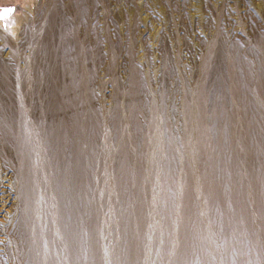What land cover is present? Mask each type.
<instances>
[{
	"label": "rangeland",
	"instance_id": "374dc122",
	"mask_svg": "<svg viewBox=\"0 0 264 264\" xmlns=\"http://www.w3.org/2000/svg\"><path fill=\"white\" fill-rule=\"evenodd\" d=\"M4 8L15 11L0 32L15 47L0 52V128L20 167L27 161L34 195L20 218L0 167L1 255L18 213L6 264H21L23 251L32 264H110L135 203L146 236L140 264L170 261L161 228L168 219L180 228L184 209V264H264V0H0ZM10 67L18 90L2 84ZM111 168L125 174L126 198Z\"/></svg>",
	"mask_w": 264,
	"mask_h": 264
},
{
	"label": "bare ground",
	"instance_id": "6f19581e",
	"mask_svg": "<svg viewBox=\"0 0 264 264\" xmlns=\"http://www.w3.org/2000/svg\"><path fill=\"white\" fill-rule=\"evenodd\" d=\"M26 10L22 13V15L19 17V23L23 24V37H27L28 33H29V11H32V8L27 5L26 6ZM40 14V13H39ZM38 14V16H39ZM26 15V17H25ZM29 19V20H28ZM47 28H45L46 30ZM41 31V30H40ZM38 31V32H40ZM45 32H41L40 35L43 36ZM0 52L4 50L5 47H15L13 46V43L11 41L8 40V38H6L1 32H0ZM21 41V40H20ZM21 44H23L21 42ZM20 44V45H21ZM65 73V72H64ZM67 75H69L68 73H66ZM75 75V74H74ZM65 76V75H64ZM77 76V75H76ZM2 77V84H6L16 90L20 89L22 86L20 85H15V79L16 76L14 75L12 68L10 67L9 71H5L3 72V76ZM24 77L26 78V80L29 81V83H31L30 79L35 77L34 71L27 73L26 75H24ZM72 77V76H71ZM69 80L72 78H68ZM67 79V80H68ZM78 79V78H76ZM72 81V80H70ZM69 82V81H68ZM71 85V84H70ZM63 86V85H61ZM73 86V84H72ZM63 88V87H62ZM67 88V86H66ZM75 89V88H74ZM73 89V90H74ZM62 90V89H61ZM77 92V91H76ZM70 93V91H69ZM27 96H28V92H27ZM2 97H5V95H2ZM78 97V95H77ZM8 100V99H6ZM10 101V100H9ZM18 101L20 102V99H18ZM78 102V101H77ZM11 103H14V101H12ZM75 103V102H74ZM15 108V106L13 107V109ZM16 112V108L14 110ZM15 112H10L11 115L13 116V113ZM64 112V111H63ZM202 114V113H201ZM0 116L3 117V114L0 113ZM207 125V123H206ZM77 132V131H76ZM2 130L0 128V167L3 169V172H5V174L10 176V179L13 180V194H12V198L14 199V197L18 200V205H17V209L19 210V214H20V218H23L25 215H27L31 210V198H34L33 192L30 188V183H31V174H30V169H26L27 166V161L24 159V168L20 167L21 164H19L18 158L16 156V149L15 147H12L14 145H12L11 147L6 146L4 141H3V136H2ZM123 135V134H122ZM122 137V136H121ZM120 138V137H119ZM126 138V137H125ZM73 140V139H72ZM71 140V141H72ZM200 139L198 138V141ZM9 141V140H8ZM9 143V142H8ZM86 143V142H85ZM7 144V142H6ZM14 144V143H13ZM18 145V144H17ZM73 145V144H72ZM125 145V144H124ZM71 151V150H70ZM73 151V150H72ZM19 152V151H18ZM92 152V151H91ZM116 152L118 156H124L123 151H122V147L120 146V143L116 145ZM20 153V152H19ZM38 153V151H37ZM90 153V152H89ZM23 155V157H29L28 153L26 152V155ZM80 158V157H79ZM89 158V157H88ZM201 157H200V161L199 164L203 165V159L201 161ZM83 160V159H82ZM87 161V160H86ZM85 162V161H84ZM87 164V163H86ZM92 165V164H91ZM86 166V165H85ZM90 168V167H89ZM55 169V168H54ZM53 171V168H50L49 170H45L46 174H47V179L50 176V173ZM60 171V170H59ZM216 171V170H215ZM218 171V170H217ZM111 172L115 174V177L113 176V174L111 175L112 178H115V187L116 190L118 191V195L121 197L126 198L127 196V192H124V187L126 185V180H125V174H123L120 169L118 170H113L111 168ZM60 175V174H59ZM58 175V176H59ZM169 177H172V173L169 170ZM6 178V177H5ZM9 178V177H8ZM2 180V179H1ZM11 180V181H12ZM61 180V179H60ZM59 181V180H57ZM217 181V178H216ZM62 182V180H61ZM173 182H170V184ZM201 183H202V187L200 188L203 192V196L204 198H208V193H210V190L208 188L209 183H208V178L206 177V174H204L203 172L201 173ZM218 183V181H217ZM219 184V183H218ZM1 185V184H0ZM63 186V184L61 185ZM60 186V187H61ZM217 186V185H216ZM220 186V185H219ZM64 188V186H63ZM217 188V187H216ZM219 188L217 189V191L219 192ZM65 190V189H64ZM11 194V193H10ZM14 195V196H13ZM2 198V197H1ZM10 199V198H9ZM15 199V200H16ZM122 199V198H121ZM135 201V199H134ZM206 202V201H205ZM15 203V202H14ZM15 205V204H14ZM210 205V204H209ZM214 208V207H213ZM88 209V208H87ZM205 209L206 211H210V208L208 206L205 205ZM123 210V214L120 217V223L122 228H124V226H128L127 225V221H129V213L126 212L127 211V207L126 205L124 206ZM130 211H132V217H136V221L133 219L132 222L130 221L129 224V228L126 231V235H124V229L123 231H121V229H117V233L120 234L123 238H125V240L122 239V241L120 242V248L118 246V248L115 250H113V253L111 254L110 258V264H119L120 259H122V261L125 262V264H140L141 263V259H140V254L141 251L145 248L143 245L146 243V236L143 233V225H142V220L139 214V210H137L136 208V203L132 204L131 208L129 209ZM128 210V211H129ZM186 210V212H185ZM175 211V210H174ZM173 211V212H174ZM87 212V211H86ZM89 213V212H88ZM213 213V210H212ZM72 214V213H70ZM69 214V212L64 211V219H63V229H68L69 225H67V220L68 218L71 216ZM90 214V213H89ZM88 214V215H89ZM208 214V213H207ZM73 215V214H72ZM91 215V214H90ZM183 224L180 225V228L177 227V230L175 228H173L171 230L170 224H169V219H168V223H167V231L161 228V234L163 236L164 239V244L162 245H168L171 246V248L173 249V254L171 255V259L169 262H166V264H184L186 259H187V254L189 252V235L191 234L190 232V221H191V215L190 212L188 211V209H184L183 211ZM212 215V214H211ZM18 213L16 214V212H14V214L12 216H10L8 224L6 225L5 228V232L7 233V241L8 244L6 243V245H4L5 247V253H7V248L8 245L11 244L12 241L15 242V237L18 239V233L19 231L17 230V228L15 227V221L17 219ZM131 217V214H130ZM94 218V217H93ZM25 219V218H24ZM27 219V218H26ZM70 219V218H69ZM85 219V218H84ZM23 220V219H22ZM26 221V220H25ZM24 221V222H25ZM71 221V220H70ZM84 221V220H83ZM95 221V220H94ZM22 222V221H21ZM20 222V223H21ZM96 222V221H95ZM211 222L214 224V222L211 220ZM84 223V222H83ZM93 223V222H92ZM71 224V223H70ZM85 224V223H84ZM90 225V224H88ZM95 225V224H94ZM22 226V224H21ZM24 226V225H23ZM22 226V228H23ZM183 226V231L181 232L182 234V242L178 243L177 240V234L178 232L181 231ZM87 231V230H86ZM116 231V230H115ZM24 232V231H23ZM75 232V235L78 236V232L77 231H73ZM85 232V231H84ZM83 232V233H84ZM89 232V230H88ZM87 232V233H88ZM92 232V231H91ZM123 232V233H122ZM219 232V231H218ZM21 233V231H20ZM80 235V233H79ZM97 236V235H96ZM118 236V235H117ZM175 236V237H174ZM191 236V235H190ZM33 237V236H32ZM86 237V235H85ZM92 237V236H91ZM90 237V238H91ZM20 238V237H19ZM72 238V237H71ZM66 241H67V235L65 237ZM92 239V238H91ZM90 239V241H91ZM93 239H95L94 235H93ZM87 240V238H86ZM96 240V239H95ZM118 240V239H117ZM33 242V241H32ZM26 243V242H25ZM93 243V242H92ZM21 244V243H20ZM19 244V245H20ZM88 244V243H86ZM117 244V243H115ZM26 246V245H25ZM93 247V246H92ZM30 248V247H29ZM32 248V246H31ZM87 248V246H86ZM9 249V248H8ZM17 249V248H16ZM29 251V250H28ZM32 251V250H31ZM49 251H54V248L50 249ZM48 251V246H46V254L48 257H51L50 252ZM112 251V250H111ZM92 252V251H91ZM2 251L0 250V264H6L4 261V257H5V253L4 255H1ZM17 253V252H16ZM27 252H20L18 254V256L20 255V258L22 259V263L21 264H32V263H28L27 261ZM161 253H162V248H161V252L160 255L156 257L154 263L158 260H162L161 257ZM32 254V253H30ZM93 254V253H92ZM33 256V255H32ZM87 256V255H86ZM30 257V256H29ZM36 257V256H35ZM34 257V258H35ZM92 257V256H91ZM90 259L89 254L86 257V259ZM35 261V260H34ZM163 261V260H162ZM165 262V261H164ZM159 263V261H158ZM35 264V263H34ZM88 264V263H87ZM89 264H93L92 263V258L90 259V263ZM95 264H99V263H95ZM123 264V263H122Z\"/></svg>",
	"mask_w": 264,
	"mask_h": 264
},
{
	"label": "snow or ice",
	"instance_id": "6c2138e0",
	"mask_svg": "<svg viewBox=\"0 0 264 264\" xmlns=\"http://www.w3.org/2000/svg\"><path fill=\"white\" fill-rule=\"evenodd\" d=\"M15 11L14 8H4V9H0V19H5L9 16H11V14ZM5 27H7V25H5Z\"/></svg>",
	"mask_w": 264,
	"mask_h": 264
}]
</instances>
